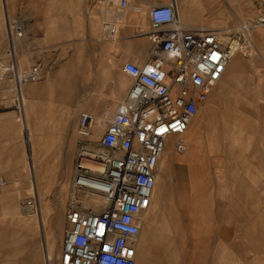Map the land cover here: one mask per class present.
Segmentation results:
<instances>
[{"label": "rangeland", "instance_id": "1", "mask_svg": "<svg viewBox=\"0 0 264 264\" xmlns=\"http://www.w3.org/2000/svg\"><path fill=\"white\" fill-rule=\"evenodd\" d=\"M6 2L1 0L0 7L5 19L7 16V24L9 18L23 23L26 28L25 37L32 36L38 39L41 49L35 59L28 54L17 56V61L21 63V71L40 60L47 67L46 76L49 77L60 68H63V71L73 69L77 118L84 111L92 112L97 116L94 130L97 134L91 138L93 141L90 144L80 140L79 133L75 132L78 154L91 145H97L132 83L130 75L123 72V65L126 62L141 64L149 58L152 45L150 7L145 5L143 0H119L116 6H113L109 0H6ZM85 2H89L91 6L86 8ZM168 2L164 0L162 3ZM153 3L159 2L153 0ZM187 7L185 19L181 16L183 23L197 24L211 29L214 26L223 28V32L233 40L237 37L246 38L239 53L240 61L245 65L240 84L243 96L239 102L244 109L238 112L241 122H238L236 127L230 128L235 131V136L241 138L239 140L234 138L230 142L238 156L231 160L235 170L230 172L225 168L227 160L222 153L218 166L213 162V154H208L207 194L212 200L210 204L212 216H210L211 221L208 219L210 223L207 224L208 231L205 235L209 254L206 259H200L199 263L205 261L207 264H222L226 261L225 264H244V261L252 260L254 263L251 264H264V248H261L260 252H255L244 246L242 243H246L247 239L238 237L241 234L238 231L241 222H237L241 215L252 221L257 218L264 219V26L255 24L258 17L264 13V0H188ZM55 25L56 27L65 25L68 31L48 36V30ZM16 43L19 45L18 47L17 44L15 45L19 54V40ZM6 54L3 60L7 66L11 64L10 46ZM62 74L63 72L57 81L62 79ZM210 101L211 98L203 104L192 122L200 116L207 115ZM79 119H77L78 128ZM224 128L225 123H221V129ZM204 134L208 142L209 137L206 132ZM175 154L178 157L187 155L186 152L176 151ZM169 162V156L164 155L158 166L157 181L163 182L161 176L164 171L167 172V179L161 192L163 202L160 201L161 205L157 212L153 210L150 212L149 209L145 211L141 220L145 223L144 218L148 212L155 215L157 228L166 233L170 230L177 248L180 247L178 240L184 239L186 235L187 242L182 244L186 251L180 253L178 248L180 255L177 264H183L184 261L189 264L194 250L190 235L192 221L180 209L178 215L182 229L176 231L177 233L174 232L169 219L168 206L163 199L173 195L172 200L176 206L175 197L181 192V188L176 183L178 171L173 166L176 161L170 164ZM30 173V166L27 165L29 177H31ZM232 178L244 180L251 187L253 197L237 202L246 205L239 207V211L236 210L235 217L222 218L218 216L217 205L231 202L224 197L225 192L219 193L218 190ZM71 182L72 180H69L59 187H40L41 196L35 193L32 186L28 187L26 196H17L14 194L17 191L12 190L5 191L0 196V204L2 203L3 207L13 200L16 203L12 207L11 214L0 212L1 232L20 229L15 222L17 217L36 218V222L30 226L28 238L32 239V248L36 247L43 255L40 264H47L48 235L51 232L55 233L57 239L53 260L58 264L56 254L61 252L63 235L67 227L65 212L72 191ZM230 193L232 192H226L228 195ZM39 198H43L44 216L41 217L39 209L38 212L36 210L35 213L26 216L23 211L27 199H34L37 204ZM224 235L232 238L222 239ZM141 240L142 237L139 236L138 245ZM238 247H242L243 253H239ZM200 252L202 253L201 250Z\"/></svg>", "mask_w": 264, "mask_h": 264}, {"label": "built area", "instance_id": "2", "mask_svg": "<svg viewBox=\"0 0 264 264\" xmlns=\"http://www.w3.org/2000/svg\"><path fill=\"white\" fill-rule=\"evenodd\" d=\"M149 20V59L123 65L132 78L128 93L95 150L78 154L58 264H137L141 216L152 205L164 152L170 143L187 150L185 133L226 73V46L211 31L184 24L176 0L153 4ZM255 24L264 26V13ZM7 28L11 64L0 57V84L12 82L21 109V88L44 80L47 67L40 60L20 71L14 43L26 28L10 18ZM96 122L94 113L81 114L80 140L93 141ZM6 185L0 180V196ZM25 207L37 209L36 201Z\"/></svg>", "mask_w": 264, "mask_h": 264}, {"label": "crops", "instance_id": "3", "mask_svg": "<svg viewBox=\"0 0 264 264\" xmlns=\"http://www.w3.org/2000/svg\"><path fill=\"white\" fill-rule=\"evenodd\" d=\"M3 1L6 2V0ZM143 2L148 6L154 4L153 0H143ZM158 2V4H165L162 3L164 0H158ZM177 3L180 8V19H182L181 16L185 19L188 0H177ZM85 6L87 8L91 4L85 2ZM195 26L200 25L196 24ZM57 27L55 25L52 29L50 28L47 32L48 36L57 32L68 31L65 25H57ZM214 28L224 31L220 27L216 28L214 26ZM237 39H239L240 48L230 61L224 78L215 88V90L218 88V94L220 93V96H222L219 109H221L220 119L222 123H225V128L221 129V123L217 127L204 121L200 126L198 142L187 143V150L185 151L187 155L185 157H178L171 147L165 153L170 158L169 164L176 161L173 166L178 171L176 183L181 188V192L175 197L176 210L182 209L189 219L190 214L193 217L191 218L192 223L190 222V235H192L194 250L191 254L193 258L189 264H207L205 261L200 263L199 261L200 259H206L209 254L205 235L208 231V228L206 229L207 224L210 223V216H212V206L210 205L212 200L207 194L209 184L208 154H213V162L218 166L220 154L222 153L227 160L225 168L230 172L235 170L231 160L238 156L230 142L234 138L237 140L241 138L235 136V131L230 128L236 127L238 122H241L238 112L244 109L239 102L241 96H243L240 84L245 65L240 61L239 53L246 38L237 37ZM19 44L20 57L28 54L32 55V59H35L41 50L38 39L32 36L19 40ZM9 46L7 16L5 19L0 7V57L7 55ZM63 70V68L56 70L50 77L47 76L38 83L24 84L20 90L22 96L21 109L15 105L17 93L12 82L7 79V81L0 84V180L7 182L4 191H17L14 193L15 195L26 196L29 191L28 187L32 186L35 193L38 194L36 189L40 187H59V185L67 183L74 177L75 165L79 158L78 140L74 137L75 132H78L77 119L79 116L77 118L74 70ZM61 72H63L62 79L57 81ZM48 75H50V72H48ZM79 86L81 87V85ZM227 102L233 107L224 104ZM213 103L214 100L210 101L207 110L214 105ZM205 132L209 137L208 142ZM223 141L224 143H222ZM27 165L30 166L31 177L27 174ZM222 191L225 192L224 197H227L231 202L217 205L218 216L222 218L235 217L236 210L239 211V207L246 205L237 202L253 197L251 187L239 178H232L230 181L225 182L218 190L219 193H222ZM226 192L232 193L228 195ZM172 196L168 197L172 200ZM38 203L39 200H37ZM14 204H16L14 200L6 204L5 207L1 203L0 212L11 214ZM186 212H188V215ZM15 222L20 229L17 228L10 232L0 231V264H33L32 239L28 238L31 230L30 218L21 219L17 217ZM237 222H241L238 229L241 234L238 237L247 239V242L242 244L255 252H260L261 248H264V219L257 218L252 221L241 215ZM181 229L179 223L178 230ZM173 230L175 232V226ZM184 237V239L180 238L178 240L180 253L186 251L185 246H182L183 243L187 242L186 235ZM231 238L229 235L222 237V239ZM172 239V252L175 255L174 264H177L180 253L174 243L173 236ZM237 249L239 253L244 251H242V247ZM149 263L153 264V259L149 258ZM225 263L226 261L222 264ZM251 263H254V261H244V264ZM183 264H186L185 261Z\"/></svg>", "mask_w": 264, "mask_h": 264}, {"label": "bare ground", "instance_id": "4", "mask_svg": "<svg viewBox=\"0 0 264 264\" xmlns=\"http://www.w3.org/2000/svg\"><path fill=\"white\" fill-rule=\"evenodd\" d=\"M109 1L111 2V4L113 6H116L119 3V0H109ZM152 5H150L149 7H151ZM184 24H187V23H184ZM189 25H191V24H189ZM192 26H195V25H192ZM197 27H200V28L203 27L204 29L211 31L212 33H214L216 35L217 39H220V41L226 46L227 54L229 55V61L227 64V68H228L230 61L235 57V54L238 52V50L240 48L239 39H237V38H235L234 40L231 39L232 37H229V35L227 33L223 32L222 30H216L215 28L211 29V28L206 27V26H197ZM150 34H151V31H150ZM15 45H16V42L14 43V48H15ZM13 55L20 56V53L18 54L16 48L13 51ZM227 68H226V72H227ZM19 69L21 71V63H19ZM213 92H214L213 95H211V101L214 100V103H213L214 105H212V107L208 108V113L206 116H204V117L200 116L197 118V120H195V122H191V124L188 128V131L184 135V138H186L187 143L188 142H190V143L198 142V139H199L198 135L200 132V126L202 125V123L204 121L207 124H214V126H217V127H218V124L222 123V120L220 119V110L221 109H219L220 103H222L221 102L222 96H220V93L218 94V88ZM224 104L233 107L228 102L224 103ZM84 112H88V111H84ZM80 117H81V115H79V118ZM94 132H95V134L94 135L92 134V138L94 136H96V134H97V131H94ZM170 147H171V149L173 148L172 143H170L167 146L168 149L166 148L164 155H167L165 153L170 150ZM91 149L95 150V147L91 145L86 150H84L81 153V155L85 156L86 154L89 153V151H91ZM166 173L164 171V173L161 176L163 182H161V181L156 182V186H155L156 190L154 192L152 202H151L152 205L149 208L150 212L152 210L157 212L159 206L161 205L160 201L163 202L161 199V192H162V189L164 188V182L167 179ZM158 174H159V172H158ZM157 180H158V175H157ZM36 190H38V196H41V194H42L41 190H39V189H36ZM163 199L166 201L167 206H168L167 210L169 211V219L171 220V225H172V227L175 226V232L179 231L178 225L180 223V219H179L178 211L176 210V206L174 205V203L170 197H164ZM164 205H165V203H164ZM36 207H37V209L27 208L23 211V213L25 215L33 214L36 212V210L38 212V209H39V212H40L39 214L41 215V217L44 216L43 198H39V203H38V205L36 204ZM150 212L146 213V216L144 218L145 223L143 224V222H141V229L142 230H140L141 234L139 233V235L142 236V240L139 243V245H137V253H138L137 264H150L149 258L153 259V261H154L153 264H174L175 255L172 252L171 242L173 241V239H172L171 233L169 232L170 230L168 231V233L159 230L157 228V225H156L157 224L156 220L154 219L155 215H151ZM187 213L188 212H186V214ZM191 218H193V217L190 214V219ZM41 220H43V219H41ZM35 222H36V218H30L31 225H33V223H35ZM154 228H156V229H154ZM48 239H49V246L47 248L46 261H47V264H50L51 261L55 257V255H54L55 254L54 253L55 252V242L57 240L55 233L51 232L50 235H48ZM32 253H33L32 254L33 255V262L35 264H40L43 260V255H41V252L38 251L35 247V249L32 248ZM59 256L60 255H56V258L58 259Z\"/></svg>", "mask_w": 264, "mask_h": 264}]
</instances>
